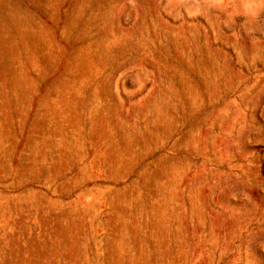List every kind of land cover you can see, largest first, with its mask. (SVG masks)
Instances as JSON below:
<instances>
[{"label":"rangeland","instance_id":"rangeland-1","mask_svg":"<svg viewBox=\"0 0 264 264\" xmlns=\"http://www.w3.org/2000/svg\"><path fill=\"white\" fill-rule=\"evenodd\" d=\"M0 264H264V0H0Z\"/></svg>","mask_w":264,"mask_h":264}]
</instances>
